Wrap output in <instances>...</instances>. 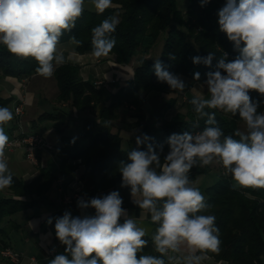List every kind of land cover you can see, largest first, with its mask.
<instances>
[{
  "label": "clouds",
  "instance_id": "obj_1",
  "mask_svg": "<svg viewBox=\"0 0 264 264\" xmlns=\"http://www.w3.org/2000/svg\"><path fill=\"white\" fill-rule=\"evenodd\" d=\"M210 0H200L204 7ZM97 14L113 7V0H90ZM85 10V0H0V44L10 54L32 58L36 73L51 78L56 69L73 61L58 48ZM219 30L233 43L238 55L227 59L224 53L215 70L206 74L203 88L193 89L189 103L202 130L171 134L169 151L161 160L163 146H154L146 134L136 137V147L121 161V187L130 189L132 202L150 215L155 225L151 234L154 254H143L149 245V232L123 207L119 191L89 199L78 198L81 215L70 211L55 219V235L64 251L48 264H203L208 254L219 255L222 240L213 207L190 179L194 167L220 165L230 176L233 190L264 189V0H226L218 10ZM118 16L103 19L91 29V55L107 56L115 46L113 33ZM70 43L79 47L74 35ZM174 58V57H173ZM214 53L195 56L193 64L211 67ZM158 82L183 93L188 87L181 76L168 71L158 59L153 65ZM200 79V73H194ZM255 91L259 99L250 95ZM239 117L243 129L226 135L216 112ZM14 118L12 110L0 107V190L14 183L5 148V131ZM235 137H238L235 138ZM146 145V150H141ZM159 147L160 151L156 148ZM94 210L89 213L88 210ZM47 223L51 225L53 218Z\"/></svg>",
  "mask_w": 264,
  "mask_h": 264
},
{
  "label": "trees",
  "instance_id": "obj_2",
  "mask_svg": "<svg viewBox=\"0 0 264 264\" xmlns=\"http://www.w3.org/2000/svg\"><path fill=\"white\" fill-rule=\"evenodd\" d=\"M184 1L187 2L186 9L179 7L178 0H113V7L103 14L85 7L75 27L63 35L60 44L74 35L82 42L79 47L74 45L75 51L92 52L91 29L106 17L118 16L120 23L113 33L116 43L109 54L119 63H129L139 54L138 63L134 66L133 77L111 94L98 115L96 110L102 97L96 83L83 79L75 63L68 62L56 69V99L74 108L76 115L69 114L66 109L39 114V119L51 120L61 136L62 144L56 150L57 170L40 168L29 181L12 173L13 185L6 188L7 194L0 193V249L12 247L10 233L21 226L14 222L13 216L37 203L47 202L56 179L61 177L62 184L66 186L79 166L83 167L79 177L83 183V198L102 196L115 190L123 198L125 209L133 210L136 216L143 213L132 202L130 189L121 187L122 178L118 167L121 161L127 160L130 140L112 122L118 120L124 105L139 108L144 93L171 90L166 83L158 82L155 76L153 65L157 59L168 71L188 81H197L194 79V73L197 72L200 73L198 81H205L206 74L215 70L224 53H227L229 61L238 55L233 43L219 30L217 12L226 0H210L204 7H201L200 0ZM209 52L214 53L211 67L193 64V57H205ZM37 66L34 59L10 54L0 44V77L13 76L21 80L36 73ZM250 95L253 99L260 98L255 91ZM13 98L5 96L0 90V107L10 108L9 103ZM191 98L189 95L183 102L185 111H178L170 118L160 116V131L157 133L151 130L152 124L148 122L133 123L139 125L138 134L152 138L154 146H163L161 160L169 151L166 140L171 134L192 132L206 126L205 120L198 119L189 103ZM173 103L167 102L166 108ZM259 110L264 111V105ZM136 117L141 119L142 115L137 113ZM216 119L226 135L234 134L241 122L239 117L219 111L216 112ZM73 123L79 124L78 130L75 133L68 132V126ZM13 126L12 123L11 129ZM140 147L146 150V145ZM156 150L160 151L159 147ZM210 168L194 167L190 179L193 181ZM231 185V177L225 176L221 167L218 178L201 190L207 202L213 206L210 212L216 216L222 240L219 255H208L220 261V264H264V189L233 190ZM88 212L91 214L94 210L89 209ZM54 239L59 241L56 235ZM146 239H149V245L143 254L157 255L151 244V236L148 235ZM63 251L64 246L60 244L57 254Z\"/></svg>",
  "mask_w": 264,
  "mask_h": 264
},
{
  "label": "crops",
  "instance_id": "obj_3",
  "mask_svg": "<svg viewBox=\"0 0 264 264\" xmlns=\"http://www.w3.org/2000/svg\"><path fill=\"white\" fill-rule=\"evenodd\" d=\"M58 48L61 51H64L66 55L73 51L76 53L73 61L70 62L79 66V73L83 79H90L94 82H96L98 78L103 79V83L101 85H97L98 89L101 91L102 97V100L96 110L97 115L100 113L102 106L106 103L111 94L114 93L121 85H124L128 79L133 77L134 66L138 63L137 59H134V61L131 60L129 63H119L115 61L114 57L110 54L96 58L91 55V52H77L74 49V45L70 43V40L59 44ZM181 78L188 85L183 93L173 91L172 89L170 91H157L166 99V102L171 100L175 102L168 109V113H166L168 118L172 117L180 108H184L183 102L189 95H193V89L206 92V90L202 87V85H204V81H188L183 76H181ZM2 86H4V88H2ZM0 88L5 96L14 97L9 103L11 110L17 101L24 98L25 103L23 119L29 123V127H27V129L29 131L40 132L44 138L52 144V147L42 146L36 151V155L38 157L37 164H33L25 157L24 150L21 147L5 151L11 173L21 177L25 181H29L39 172L40 168L49 169L50 167H53L57 170L58 157L56 150L57 147L62 144L61 136L55 130L51 120H41L38 116L43 111L55 109H66L69 111V114L76 115V110L70 107L66 102L57 101L56 96L58 89L54 75L51 78L46 79L37 73H34L27 78H22L21 80L13 76H4L0 77ZM150 93H153V90H151ZM135 121H137L136 115L132 121H128V119H126L123 121L114 120L112 122L114 123V127H119V132L125 138L130 140V147L134 148L136 147V137L141 136V134H138L136 131L138 130L139 125H133ZM13 122L15 124V116L14 119L5 125V131L9 138L12 134L11 127ZM127 122L130 126L129 129L125 127ZM105 124L109 127L111 126V124L107 122H105ZM77 125L79 126V124ZM157 127L160 128V124ZM82 170V166H79L75 170L73 178L66 185V190L69 192L73 190L72 185L79 179ZM0 193L7 194L6 188L0 190ZM65 211H70L73 216H79L82 214L81 210L77 207V200L66 206H63L58 201L57 185L55 181L51 188L49 200L47 202H40L27 208L26 210L17 212L16 215L13 216V220L18 224L23 223V225H21L22 227L18 229L21 230V235L24 236L23 238H25V240H34L35 245H37L43 252H46L45 250L48 246L55 245L57 248L59 247V241L54 239L55 230L53 228V224L55 223L54 218L62 216ZM127 211L130 216H134L138 219L139 224L142 227H145L151 236L152 232L155 230V225L151 223L150 215L143 212L136 216L133 210L127 209ZM49 218H53V223L51 225L47 223ZM43 254L44 253L33 255L38 257L37 259L39 264H42L44 260ZM203 263L220 264L221 262L208 255V258L204 260ZM0 264L18 263H10L0 258Z\"/></svg>",
  "mask_w": 264,
  "mask_h": 264
},
{
  "label": "rangeland",
  "instance_id": "obj_4",
  "mask_svg": "<svg viewBox=\"0 0 264 264\" xmlns=\"http://www.w3.org/2000/svg\"><path fill=\"white\" fill-rule=\"evenodd\" d=\"M178 5H179V7L181 9H186L187 8V2L184 1V0H178ZM85 7L86 8H91V9L94 8L91 5L90 0H85ZM138 58H139V54L135 55L132 58V61H134V59L138 60ZM97 81H102V83H103V79H101V78H98ZM2 88H4V86H2ZM203 89L206 90V88H203ZM150 92L148 91V92L143 94L144 98L141 101V103L139 105V108L136 107L135 105H130V106L124 105L122 107V109L120 110V117L118 118V120L123 121V120L128 119V121H132L134 119V116L137 113H139V114L142 115V118L141 119H137V121H140V123L148 122V123L152 124V129L151 130L153 132H156V133L159 132L160 128L157 127V126H159V124H160V121H159L160 116L164 115L166 118H168L166 116V113H168V109L175 102L172 105H170L169 107L166 108V106L168 105L167 102H166V99L164 97H162L159 94V92H157L155 90H153V93H150ZM149 93H150V95H149ZM171 101H173V100H171ZM178 111H185V108H180ZM13 114H14V112H13ZM14 116H15V114H14ZM18 119H20L21 123H22V115L18 116V118L15 116V124L13 122L14 125H16ZM241 123L242 122H239L238 123L239 126L237 125V127L242 130L244 126ZM125 127L127 129H129L130 126H129L128 122L126 123ZM78 128H79V126L77 125V123H73V124H70L68 126L67 131L75 133L78 130ZM132 148H134V147H129L130 150ZM37 163H38V157H37L36 163H33V164H37ZM210 166H211V168L208 171L199 174L193 180V185L195 187H198L200 190H202L206 185L213 183L219 176L221 166L220 165H216V164H213V165H210ZM49 169L51 171H56V168H53V167H50ZM77 182H78V180L72 186H75V184H77ZM232 183H233V181H232ZM62 187H63V190H66V188H67L63 184H62ZM82 191H83V183H82V187H81L80 197L79 198L83 197ZM76 200H78V199H76ZM21 225H23V223ZM20 227H22V226H20ZM53 228H54V226H53ZM54 230H55V228H54ZM21 234H22L21 230H14L13 233H10L12 248L16 252H22L23 253V256L20 259L18 264H31L29 256L38 255V254H42V253H44L43 254L44 260H43L42 264H48V261L50 259L54 258V256L47 255L46 252H43L37 245H35L34 240H32V239L31 240H25V238H23L24 236L21 235ZM54 235H55V233H54ZM30 236H32V235H30ZM59 245H60V242H59ZM56 254H57V247H56L55 255ZM203 264H205V263H203Z\"/></svg>",
  "mask_w": 264,
  "mask_h": 264
},
{
  "label": "built area",
  "instance_id": "obj_5",
  "mask_svg": "<svg viewBox=\"0 0 264 264\" xmlns=\"http://www.w3.org/2000/svg\"><path fill=\"white\" fill-rule=\"evenodd\" d=\"M96 85H101L102 81L95 82ZM24 103L25 100L22 98L17 101L13 106H16L19 111V115H22V123H16L12 128V134L9 138V143L5 148V151L13 150L14 148L21 147L24 150L25 157L28 160H34V150H38L42 146L52 147V144L49 143L43 135H40V132L29 131V123L23 119L24 115ZM6 155V154H5ZM57 192H58V201L63 205L72 204L76 199L80 197V191L82 187V182L78 179L77 184L73 186V190L69 192L68 190H62V178L58 177L56 179ZM47 255L55 256L56 246L51 245L46 247ZM22 252H16L12 247L7 246L0 249V258L10 263H19L22 258ZM31 263L39 264L36 256H29ZM260 264V263H255Z\"/></svg>",
  "mask_w": 264,
  "mask_h": 264
},
{
  "label": "bare ground",
  "instance_id": "obj_6",
  "mask_svg": "<svg viewBox=\"0 0 264 264\" xmlns=\"http://www.w3.org/2000/svg\"><path fill=\"white\" fill-rule=\"evenodd\" d=\"M12 111L14 112V114H15L16 117L21 116V115H19V111L17 110L16 106H13ZM18 123H21V120L18 119ZM199 130H202V129H195L192 132L195 133L196 131H199ZM36 151L37 150H34V159L37 160ZM29 161L32 162V163H36V161H34V160H29ZM62 190H63V187H62Z\"/></svg>",
  "mask_w": 264,
  "mask_h": 264
}]
</instances>
